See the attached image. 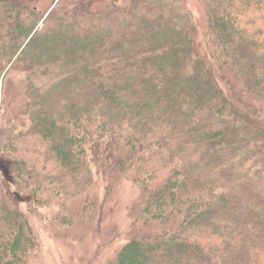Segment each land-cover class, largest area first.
Instances as JSON below:
<instances>
[{
  "label": "trees",
  "instance_id": "obj_1",
  "mask_svg": "<svg viewBox=\"0 0 264 264\" xmlns=\"http://www.w3.org/2000/svg\"><path fill=\"white\" fill-rule=\"evenodd\" d=\"M196 1L203 40L186 0H0V264L119 174L142 197L109 264H264V0Z\"/></svg>",
  "mask_w": 264,
  "mask_h": 264
},
{
  "label": "rangeland",
  "instance_id": "obj_2",
  "mask_svg": "<svg viewBox=\"0 0 264 264\" xmlns=\"http://www.w3.org/2000/svg\"><path fill=\"white\" fill-rule=\"evenodd\" d=\"M35 1L38 10L46 13L44 19L57 4L61 5L59 10L65 5L60 3L61 0ZM130 1L118 0V4L126 6ZM186 4L195 22L198 38L203 40L208 32L205 11L196 0H186ZM104 7L101 5L98 8L103 10ZM22 88V84L17 85L18 93L22 92ZM21 92L14 97V106L20 101ZM105 193L108 200L103 208L104 214L85 209L86 197L83 196L73 198L62 213L41 210L37 216L29 217L27 214L42 248L38 257L28 264H109L136 229L133 214L142 193L126 174L116 175L109 184L96 178L93 189L89 191L90 196H99L101 203ZM22 208L28 212L27 207ZM58 215L62 219L71 218L73 223L61 225V221L56 220Z\"/></svg>",
  "mask_w": 264,
  "mask_h": 264
},
{
  "label": "water",
  "instance_id": "obj_3",
  "mask_svg": "<svg viewBox=\"0 0 264 264\" xmlns=\"http://www.w3.org/2000/svg\"><path fill=\"white\" fill-rule=\"evenodd\" d=\"M1 88H2V81H1V83H0V90H1ZM1 95V94H0Z\"/></svg>",
  "mask_w": 264,
  "mask_h": 264
},
{
  "label": "bare ground",
  "instance_id": "obj_4",
  "mask_svg": "<svg viewBox=\"0 0 264 264\" xmlns=\"http://www.w3.org/2000/svg\"><path fill=\"white\" fill-rule=\"evenodd\" d=\"M0 106H1V99H0ZM0 110H1V107H0Z\"/></svg>",
  "mask_w": 264,
  "mask_h": 264
}]
</instances>
